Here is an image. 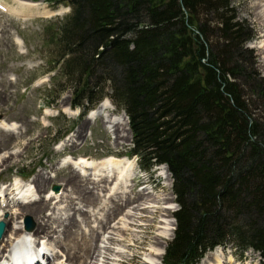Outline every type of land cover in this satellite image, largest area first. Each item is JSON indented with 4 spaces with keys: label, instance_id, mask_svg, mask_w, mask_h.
Instances as JSON below:
<instances>
[{
    "label": "trees",
    "instance_id": "obj_1",
    "mask_svg": "<svg viewBox=\"0 0 264 264\" xmlns=\"http://www.w3.org/2000/svg\"><path fill=\"white\" fill-rule=\"evenodd\" d=\"M55 2L71 7L49 64L56 93L72 84L83 115L109 97L129 118L128 154L171 172L179 208L162 263L198 264L228 244L264 261V76L251 23L232 0Z\"/></svg>",
    "mask_w": 264,
    "mask_h": 264
},
{
    "label": "rangeland",
    "instance_id": "obj_2",
    "mask_svg": "<svg viewBox=\"0 0 264 264\" xmlns=\"http://www.w3.org/2000/svg\"><path fill=\"white\" fill-rule=\"evenodd\" d=\"M0 1L13 6L16 11L21 10L18 12H25L24 15H17L0 7V119L8 124H15V127L10 124L9 130L0 127V186L6 185L12 197L14 194L10 185L16 178L29 182L43 175L45 178H51L52 182L47 189L37 192L36 196L50 198V190L55 193L57 191L54 186L60 185L58 192L64 193L62 201L58 202L60 199H55L54 196L48 201L49 206L45 213L47 217H54L50 223L57 232L47 238L51 239V242H48L52 248L56 246L55 258L63 257V263L67 264L63 248L57 247L58 242L63 239L59 232L66 224V218L75 215L81 226L80 232L101 234L98 245L103 246L102 240H105L111 229L105 231L101 228V221L111 207V194L101 186L94 187L92 183L101 180V176H97L95 170L90 172L91 175L85 176L89 182L91 181L85 192L65 186L61 179L72 171L73 163L67 164L63 160L68 155L73 159L87 157L97 161L105 160L102 158L109 155L126 157L133 143V135L130 126L128 135L125 127L108 129L101 118L89 123L88 114L82 116L79 109L72 107L74 91L72 84L65 83L63 92L56 93L55 85L60 81V77L54 78L56 71L49 72V64L57 57L59 47L58 36L55 34L56 24L58 26L62 17L70 13V5L57 4L55 0ZM232 1L237 8L238 18L248 20L255 28L257 36L248 43V47L254 53L257 70L264 76V0ZM20 3L35 6L22 7ZM55 97L56 102H53ZM115 111H117L114 113L115 116L124 112L116 105ZM46 113H49V116ZM161 167L145 171L136 165L134 179L136 190L142 192L147 187L146 197L149 199L155 197L161 199L163 204L168 203V206L172 207V212H166L164 217L169 222L173 220L175 222L174 212L178 210V205L173 191L172 176L167 178ZM33 185L36 187L37 181ZM131 185L128 182L123 189L119 186L117 192L129 193ZM91 191L94 193L95 201L87 204L84 200ZM17 209V206L8 208L3 203V206H0V213L6 218L2 220L7 224ZM18 213L19 211L15 213V228L22 224L27 226V217L31 216L34 223L31 230L35 228L32 233L35 232L37 227L35 217L31 214L22 216ZM83 216H87L89 223L85 222ZM121 218L122 216L117 217L111 225ZM156 226L158 227L157 223H154L141 229L137 237L133 238L134 241L127 235L126 244L129 249L117 264H143L144 255L150 254L149 247L158 241ZM10 235L11 230L6 229L3 239L6 241ZM222 249L226 254H233L236 264H247L250 261L251 264H264L261 255L253 248L242 251L228 244ZM62 254H65V257ZM52 262L55 264L57 260L53 258Z\"/></svg>",
    "mask_w": 264,
    "mask_h": 264
},
{
    "label": "bare ground",
    "instance_id": "obj_3",
    "mask_svg": "<svg viewBox=\"0 0 264 264\" xmlns=\"http://www.w3.org/2000/svg\"><path fill=\"white\" fill-rule=\"evenodd\" d=\"M2 2V8L6 11H10L17 15H24L25 12H18L21 10L16 11L17 9L13 6H8ZM20 5L29 8L35 6L22 3H20ZM116 112L115 105L110 99L106 98L96 108L89 112L87 120L90 123L91 121H96L97 118H101L108 129H120L121 127H125L128 130V135H130L129 122L126 114L123 112V114L115 116L114 113ZM69 113L72 114L71 111H69ZM46 115L49 116V113H46ZM10 124L15 127V124ZM10 124L0 119V127L8 129L10 128ZM72 159V156L68 155V157L63 160L67 164L72 162L73 166L72 171L65 175V177L63 176L64 178L61 180L65 183V186L78 189L80 192H85L91 182H89L85 176L91 175L90 172L92 170H95L97 176H101L100 182L95 183L94 181L92 184L96 188L101 186L109 190L111 194V207L101 221V228L105 229V231L111 229V231L108 236L105 237V240H102L104 245L99 246L98 241L100 240L101 234L96 233L94 235L84 231L80 232L81 226L76 216L67 217L65 220L66 224H64L62 231L59 232L63 235V239L58 242L57 246L63 248V252L67 256L65 262H68L67 264H117L119 260L124 258L126 251L129 249L126 244V236L130 235L132 237L131 241H134L133 238L137 237L141 229L157 223L156 239L158 241L149 247L151 250L150 254L144 255L145 261L143 264H161V259L165 254L168 240L172 237L175 229L174 220L169 222L168 219L164 217L166 212H172V207L168 206V203L163 204L161 199L155 197L149 199L146 197L145 191H147V187L142 192L136 190L134 179H136L135 168L137 163L135 160L124 156L120 157L118 155L106 156L102 158L105 160L100 159L102 161L87 157ZM162 167L166 177H170L167 167ZM22 181V179L16 178L15 181L11 183V192L14 194L12 197L9 193L10 189L6 187V185L0 186V206H3V203H5V206H8V208L17 206V211H19L18 214H22V216L26 214L33 215L37 220V227L33 233L32 231L35 228L33 230H27L24 229V226H22L23 224L15 228V213L17 214V211L13 213L11 219L6 224V229L7 231L11 230V235L9 237L7 236L8 239L5 241L3 239L5 236L4 234L3 240H1L2 242L0 241V264H21V262H25L28 257L34 256L33 254H29L34 248L33 242L35 238L33 237H42V235L43 237L40 238L42 239V243H38L37 247L40 249L39 252L42 253L43 261L39 263L36 262V264H54L52 262L53 258L57 260L55 264H64L62 261L64 259L63 257L60 259L55 258L56 253H54V248L56 246L54 245L52 248L51 243H49L51 239L47 238L51 237L56 231V228L54 229L53 224L50 223L54 217L50 218L45 214L46 208L49 206L48 201L52 200L55 196L54 198H59L60 200L58 202H60L63 199L62 195H64V193H59L58 191L54 193V191L50 190V198H38L36 193L47 189V186L52 182L51 178H45L43 175H39L36 179H32L27 183ZM35 181H37V188L33 185ZM128 182L132 184L129 193L117 192L119 191V186L123 189V186ZM91 194L93 195L94 193L91 191ZM91 194L86 197L84 200L85 203L91 204L95 201L94 195L92 196ZM40 198L42 199L39 200ZM57 209L60 210L59 208ZM1 214L3 213H0V221L6 218L4 216L2 217ZM119 216H122L120 221L111 225V222L115 221ZM83 219L85 222L89 223L87 216H83ZM23 236L29 237V239ZM65 254L62 255L65 257ZM204 257L200 264H236L233 255L226 254L220 246L209 251ZM247 264H251V261Z\"/></svg>",
    "mask_w": 264,
    "mask_h": 264
},
{
    "label": "water",
    "instance_id": "obj_4",
    "mask_svg": "<svg viewBox=\"0 0 264 264\" xmlns=\"http://www.w3.org/2000/svg\"><path fill=\"white\" fill-rule=\"evenodd\" d=\"M54 189L57 191L60 190V185H55ZM33 225H34V223L32 221L31 216H28L27 217V227L29 229H32ZM5 230H6V222L2 220V221H0V241L2 240V238L5 234Z\"/></svg>",
    "mask_w": 264,
    "mask_h": 264
}]
</instances>
